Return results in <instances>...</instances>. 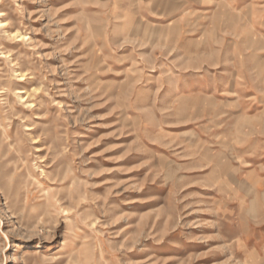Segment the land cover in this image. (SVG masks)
Masks as SVG:
<instances>
[{"label": "rangeland", "instance_id": "rangeland-1", "mask_svg": "<svg viewBox=\"0 0 264 264\" xmlns=\"http://www.w3.org/2000/svg\"><path fill=\"white\" fill-rule=\"evenodd\" d=\"M0 13V264H264V0Z\"/></svg>", "mask_w": 264, "mask_h": 264}, {"label": "bare ground", "instance_id": "bare-ground-1", "mask_svg": "<svg viewBox=\"0 0 264 264\" xmlns=\"http://www.w3.org/2000/svg\"><path fill=\"white\" fill-rule=\"evenodd\" d=\"M0 16H2V13H0ZM2 26H5V22H3V21H0V27H2ZM17 37H20V35L18 36L17 35ZM24 77V75L23 74H20V78H23ZM22 92V91H21ZM22 98V97H21Z\"/></svg>", "mask_w": 264, "mask_h": 264}, {"label": "crops", "instance_id": "crops-1", "mask_svg": "<svg viewBox=\"0 0 264 264\" xmlns=\"http://www.w3.org/2000/svg\"><path fill=\"white\" fill-rule=\"evenodd\" d=\"M258 186V185H257Z\"/></svg>", "mask_w": 264, "mask_h": 264}]
</instances>
